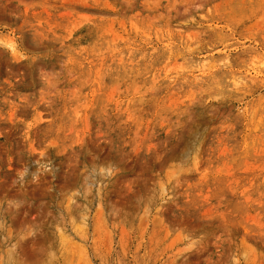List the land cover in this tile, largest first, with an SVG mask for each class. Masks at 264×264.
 <instances>
[{
    "label": "rangeland",
    "instance_id": "374dc122",
    "mask_svg": "<svg viewBox=\"0 0 264 264\" xmlns=\"http://www.w3.org/2000/svg\"><path fill=\"white\" fill-rule=\"evenodd\" d=\"M0 264H264V0H0Z\"/></svg>",
    "mask_w": 264,
    "mask_h": 264
}]
</instances>
